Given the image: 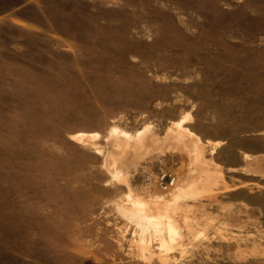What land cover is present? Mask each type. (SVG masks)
Returning a JSON list of instances; mask_svg holds the SVG:
<instances>
[{
    "label": "rangeland",
    "instance_id": "obj_1",
    "mask_svg": "<svg viewBox=\"0 0 264 264\" xmlns=\"http://www.w3.org/2000/svg\"><path fill=\"white\" fill-rule=\"evenodd\" d=\"M0 264H264V0H0Z\"/></svg>",
    "mask_w": 264,
    "mask_h": 264
}]
</instances>
